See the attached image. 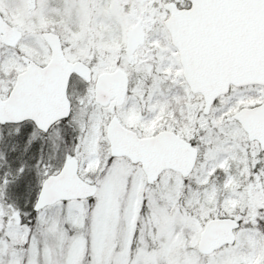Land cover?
I'll return each instance as SVG.
<instances>
[{
    "label": "snow or ice",
    "instance_id": "1",
    "mask_svg": "<svg viewBox=\"0 0 264 264\" xmlns=\"http://www.w3.org/2000/svg\"><path fill=\"white\" fill-rule=\"evenodd\" d=\"M0 264H264V0H0Z\"/></svg>",
    "mask_w": 264,
    "mask_h": 264
}]
</instances>
